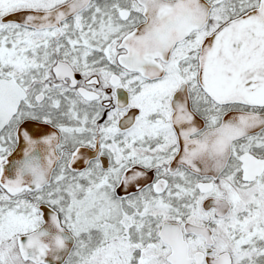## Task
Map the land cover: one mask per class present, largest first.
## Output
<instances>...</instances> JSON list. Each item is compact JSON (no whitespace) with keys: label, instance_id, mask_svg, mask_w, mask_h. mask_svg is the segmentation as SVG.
<instances>
[{"label":"snow or ice","instance_id":"snow-or-ice-1","mask_svg":"<svg viewBox=\"0 0 264 264\" xmlns=\"http://www.w3.org/2000/svg\"><path fill=\"white\" fill-rule=\"evenodd\" d=\"M0 264H264V0H0Z\"/></svg>","mask_w":264,"mask_h":264}]
</instances>
